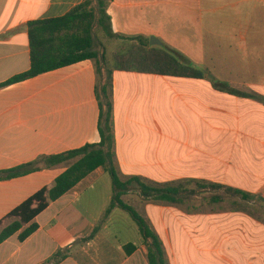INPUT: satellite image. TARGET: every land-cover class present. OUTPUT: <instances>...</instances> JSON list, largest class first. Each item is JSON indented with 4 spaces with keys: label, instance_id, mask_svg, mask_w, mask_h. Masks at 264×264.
Here are the masks:
<instances>
[{
    "label": "crops",
    "instance_id": "crops-1",
    "mask_svg": "<svg viewBox=\"0 0 264 264\" xmlns=\"http://www.w3.org/2000/svg\"><path fill=\"white\" fill-rule=\"evenodd\" d=\"M84 1L0 0V85L30 67L27 23L62 17ZM106 12L114 34L154 37L207 72L221 67L224 76L217 83L252 91L258 97L251 101L221 93L208 78L115 70L114 141L121 176L168 182L150 170H137L144 166L140 163L150 161L138 157L143 136L139 131L134 136L130 124L141 125L144 119L136 115L132 121L130 107L125 104L129 95L132 97L133 83L141 78H161L164 86L178 88L186 99L181 105L194 113L195 119H200L199 108L206 110L207 117L201 118L205 124L224 125L234 111L244 110L242 106L249 102L264 116V0H107ZM101 71L103 77L105 70ZM100 80L96 62L87 60L0 88V171L98 143L96 86ZM233 99L238 108L231 111ZM257 123L264 125L262 120ZM72 163L52 168L38 163V171L0 180V232L11 222L4 218L13 209L40 189L52 186ZM112 193L109 175L101 168L95 170L34 219L38 229L25 241L18 240V232L1 243L0 264H148L142 237L126 213L115 208L105 216ZM115 219L129 228L130 235H112L110 224ZM254 243L253 257L261 263L262 236ZM128 244L136 247L130 255L124 249Z\"/></svg>",
    "mask_w": 264,
    "mask_h": 264
},
{
    "label": "rangeland",
    "instance_id": "rangeland-1",
    "mask_svg": "<svg viewBox=\"0 0 264 264\" xmlns=\"http://www.w3.org/2000/svg\"><path fill=\"white\" fill-rule=\"evenodd\" d=\"M93 7L98 18L96 2ZM206 21L205 11V25ZM93 39L98 53L96 62L103 70L121 65V61L124 67L138 68L128 59V54L141 53L142 47L137 41L109 39L96 24ZM155 47L171 48L164 42ZM206 73V79L213 83L224 76L221 67ZM104 79L105 75L100 85ZM141 79L133 83L132 97L129 95L125 104L130 107L132 121L136 115L144 119L141 125L130 124L134 136L138 131L143 136L138 157L150 161L140 163L144 166L137 170H150L168 182L198 179L222 184L252 194L255 199L244 202L227 197L223 203L213 204L208 192H202L183 204L170 206L143 199L132 189L122 197L123 201L135 208L158 234L167 264H179L180 258L181 264H264V258L260 263L253 257L254 239L261 235L264 244V125L257 123L264 121V116L253 102L243 105L244 110L240 107L236 110L238 104L233 99L230 107L236 112L225 120L228 123L205 124L201 118L207 117L206 110L199 108L200 119H195L194 113L181 105L186 99L178 88L164 86L166 82L161 78ZM116 167L120 171L117 160ZM125 215L140 235L136 224ZM110 231L115 236L130 235L129 228L117 219L110 224Z\"/></svg>",
    "mask_w": 264,
    "mask_h": 264
},
{
    "label": "trees",
    "instance_id": "trees-1",
    "mask_svg": "<svg viewBox=\"0 0 264 264\" xmlns=\"http://www.w3.org/2000/svg\"><path fill=\"white\" fill-rule=\"evenodd\" d=\"M96 7L98 18L95 15L93 1L86 0L62 17L27 23L30 67L27 71L1 84L0 88L24 82L83 61L96 62L98 53L94 49L93 39L95 24L109 39L137 41L140 44L142 47L140 54H128V59L134 61L138 68L124 67V61H121V65L112 69H105L103 84L96 86V99L99 107L98 133L100 140L98 143L85 144L74 150L40 157L37 161L18 166L12 170L0 171V180H7L38 171L40 169L36 167L38 163H43L46 168H52L73 161L55 179L52 186L40 189L4 218V220H10L11 222L1 230L0 244L18 232V240L20 242L25 241L38 229L34 219L50 203L61 198L88 175L101 168L109 175L113 192L105 216L109 215L115 208L127 213L136 224L147 249L148 264H167L163 244L158 234L135 208L126 204L122 199L132 189L137 190L143 199L155 200L170 206L183 204L186 200L195 195H200L202 192H208L209 201L213 204L223 203L227 197L250 202L255 199V196L240 189L198 179L155 183L138 176L122 178L116 167L115 159L113 72L115 70L134 71L196 80L206 79L207 73L204 67L200 68L184 55L171 48L150 46L148 39L139 36L123 37L114 34L110 27V18L106 12L107 0H96ZM145 49L147 50L145 51ZM101 70L102 68L96 62L98 78H102ZM212 85L217 91L230 96L253 100L258 98L254 94L240 92L222 83H212ZM95 233L96 230H94L92 236ZM124 249L130 255L136 250V247L128 244Z\"/></svg>",
    "mask_w": 264,
    "mask_h": 264
},
{
    "label": "water",
    "instance_id": "water-1",
    "mask_svg": "<svg viewBox=\"0 0 264 264\" xmlns=\"http://www.w3.org/2000/svg\"><path fill=\"white\" fill-rule=\"evenodd\" d=\"M149 45L150 46H161V42L159 40H157L156 38L151 37L149 39Z\"/></svg>",
    "mask_w": 264,
    "mask_h": 264
}]
</instances>
